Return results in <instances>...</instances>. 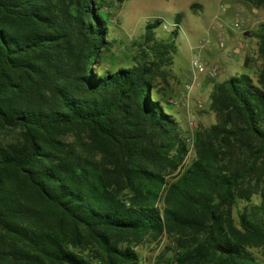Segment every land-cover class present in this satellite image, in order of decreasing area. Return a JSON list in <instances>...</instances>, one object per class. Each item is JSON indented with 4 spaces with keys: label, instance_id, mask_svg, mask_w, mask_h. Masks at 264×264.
Instances as JSON below:
<instances>
[{
    "label": "trees",
    "instance_id": "obj_1",
    "mask_svg": "<svg viewBox=\"0 0 264 264\" xmlns=\"http://www.w3.org/2000/svg\"><path fill=\"white\" fill-rule=\"evenodd\" d=\"M114 2L0 0V264H137L135 245L163 235L166 264H264L252 249L264 247V21L257 79L217 82L216 121L184 131L162 17L136 62L96 68Z\"/></svg>",
    "mask_w": 264,
    "mask_h": 264
},
{
    "label": "rangeland",
    "instance_id": "obj_2",
    "mask_svg": "<svg viewBox=\"0 0 264 264\" xmlns=\"http://www.w3.org/2000/svg\"><path fill=\"white\" fill-rule=\"evenodd\" d=\"M115 4L111 8L109 19V38L113 41L110 50L104 51L106 58L102 63H97L96 68L102 71L104 66H110L112 69L125 64L131 65L136 62L135 56L139 54L140 48L138 41H143L146 23L154 17H162L164 22L156 29L159 38L172 39L175 37L176 50L173 53L174 61L166 67L168 72L166 83L164 86L167 89L165 93L167 98L175 97L179 99L175 103L173 112L178 117L184 131L193 130L196 123L199 126H208L216 121V113L210 108V100L208 94H202L198 97L205 103L204 108H198L194 104L196 99H192L195 86L191 93L190 106L183 104L185 99L180 95L178 90L184 89V84L187 80H193L185 75L184 69H195L193 59L198 58L203 61L200 52L207 47H211L214 56L218 59L230 49L229 44V27L243 31H248L251 35L256 34L259 30L260 23L264 21V4L261 6L255 5L251 0H114ZM181 14V21L177 22V15ZM240 15L248 23L244 29L234 25V21ZM220 16L228 17L225 21L226 25L220 24ZM177 22L179 34L174 36L172 30H168L165 24L172 28L173 23ZM177 26V25H176ZM175 26V28H176ZM216 27V28H215ZM223 32L226 36L227 45L225 48L220 47V33ZM204 45H201V44ZM116 57V63L112 66L110 61ZM130 55V56H129ZM244 58V57H243ZM261 57L257 50L255 55V64L253 69H244L243 67H234L233 74L251 71L250 74L257 79V72L261 67ZM211 64V63H210ZM207 63L209 70L211 67ZM184 72V73H183ZM228 72H221L216 81L220 82L229 78ZM158 82H162L161 78H157ZM195 83V80H193ZM154 95L157 93L154 91ZM193 100V101H192ZM194 122L195 124H192ZM17 130L6 129L3 131L5 139L14 140L17 136ZM74 137L72 134L69 138ZM195 156L192 150L188 153L186 162L183 167L187 166ZM176 172L167 174L168 179L176 176ZM259 196L255 195L253 200L259 201ZM245 201H241V205ZM163 204L162 201L159 202ZM235 214H237L235 212ZM173 244L169 236L163 235L156 240L144 239L143 242L135 245L139 253L137 264H166L168 258H173ZM254 253L258 259L264 263V247H253ZM94 247L90 246L86 251L91 252ZM162 259V262L160 261ZM93 264H104L100 258H94Z\"/></svg>",
    "mask_w": 264,
    "mask_h": 264
},
{
    "label": "crops",
    "instance_id": "obj_3",
    "mask_svg": "<svg viewBox=\"0 0 264 264\" xmlns=\"http://www.w3.org/2000/svg\"><path fill=\"white\" fill-rule=\"evenodd\" d=\"M219 19H223L226 22L228 21V17L226 16H220ZM227 26L229 27L230 31V49L224 53L220 59L214 56V52L211 47H207L204 51L200 52V56L202 57L203 61L208 64L211 63L210 68L215 67L218 70L217 74L213 75L209 71L201 72L193 68L191 70L184 69L185 73H183L189 78L195 80V90L193 92L192 99L199 98L198 96L202 94H208L210 100L211 92L217 83L216 79L223 71L228 72L231 76L234 75V67L240 66L247 70L253 69V65L255 64V55L257 54L259 43L257 34L251 35V33H248V31H236L235 29L230 28V25ZM239 41L242 43V45H239ZM250 72L251 71H249V73ZM178 92L180 95H187L185 89H179Z\"/></svg>",
    "mask_w": 264,
    "mask_h": 264
},
{
    "label": "built area",
    "instance_id": "obj_4",
    "mask_svg": "<svg viewBox=\"0 0 264 264\" xmlns=\"http://www.w3.org/2000/svg\"><path fill=\"white\" fill-rule=\"evenodd\" d=\"M163 22H164V21H163ZM220 24H221V25H226V24H225V21H224L223 19H220ZM247 24H248V23L246 22V20L244 19V17H243L242 15L238 16V17L236 18V20L234 21V25H235L236 27H238V28H241V29H244V28L247 26ZM176 25L178 26V23H177V22H174L173 25H172V26H173L172 28H170V27L167 26L166 24H165V27H167L168 30H172V29L175 28ZM177 26H176V27H177ZM215 28H216V27H215ZM201 45H204V44L202 43ZM219 45H220V47H222V48H225L226 45H227V42H226V36L224 35L223 32L220 33ZM239 45H242V43H240V41H239ZM193 65H194L195 68H196L197 70H199V71H205V70H207V68H208L207 63L204 62V61H202V60H200V59H198V58L193 59ZM208 71H209L211 74H213V75L217 74V72H218V70H217L215 67H213V68H209ZM194 86H195L194 81H193V80H190V79L187 80L186 83L184 84V89H185L187 95L184 96L185 99H184L182 102H183V104L186 105V106H190V104H191L190 96H191V93H192V91H193ZM171 100H172L174 103H178V102H179V99H176L175 97H171ZM195 106L198 107V108H204V107H205V103H204V101H203L202 99L197 98V99H196V102H195ZM191 123H192V124H195L194 122H191ZM194 128H195V127H194ZM194 128H193V129H194ZM191 131H192V130H191ZM189 140H192L191 137L189 138ZM192 149H193V145H192V143H191V141H190V149H189V153L192 151Z\"/></svg>",
    "mask_w": 264,
    "mask_h": 264
}]
</instances>
